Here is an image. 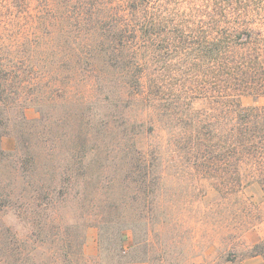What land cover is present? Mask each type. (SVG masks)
<instances>
[{
  "label": "rangeland",
  "instance_id": "374dc122",
  "mask_svg": "<svg viewBox=\"0 0 264 264\" xmlns=\"http://www.w3.org/2000/svg\"><path fill=\"white\" fill-rule=\"evenodd\" d=\"M131 15V0H0V264H264V185L210 151L224 114L207 68L169 56L140 88L67 42L131 36Z\"/></svg>",
  "mask_w": 264,
  "mask_h": 264
},
{
  "label": "trees",
  "instance_id": "16d2710c",
  "mask_svg": "<svg viewBox=\"0 0 264 264\" xmlns=\"http://www.w3.org/2000/svg\"><path fill=\"white\" fill-rule=\"evenodd\" d=\"M198 1L171 11L162 0H131V36L122 37L118 28L117 37H83L81 43L67 37V42L82 45L89 65L99 58L105 65L123 67L129 82L140 88L153 61L167 64L169 56L180 55L184 67H206L211 96L222 98L224 114L221 143H211L210 151L215 153L220 144L229 177L244 167L249 178L264 185V106L245 107L238 101L246 94L264 96V0ZM141 51L151 57L143 58ZM217 123L211 125L217 129Z\"/></svg>",
  "mask_w": 264,
  "mask_h": 264
}]
</instances>
